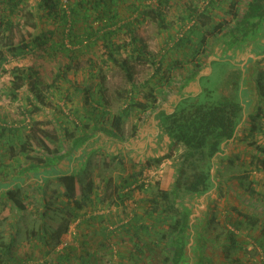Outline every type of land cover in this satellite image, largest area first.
<instances>
[{
	"label": "rangeland",
	"instance_id": "rangeland-1",
	"mask_svg": "<svg viewBox=\"0 0 264 264\" xmlns=\"http://www.w3.org/2000/svg\"><path fill=\"white\" fill-rule=\"evenodd\" d=\"M35 1L25 0L19 14L15 15L14 23L18 22L12 27L15 40L22 33L32 31L29 19L33 16ZM207 1L162 0L164 26H159L150 17L141 16L135 23L134 34L151 54H145L144 59L137 58L136 52L131 53L130 35L119 30L117 40L122 47L114 53L115 61L106 59L101 42L96 41L90 50L78 55L77 64L72 62L69 68H65L64 78L54 76L63 66L64 56L60 54L40 60L34 50L24 56L9 58L1 65L0 124L15 121L24 126L15 137L0 132V179H10L18 171L33 169L32 162L17 170L18 165L31 163L25 154L42 157L40 150L49 151L48 146L61 151L63 146L58 140L46 145L30 137L38 132L37 129L57 125L67 128V132L84 131L87 133L84 140H93L88 145L92 148L84 149L83 143L78 149L86 153L82 175L85 182L92 180L93 190L89 202L76 208L62 195L63 185L54 174H35L24 178L18 188L12 184L0 189V246L13 239L10 251L6 255L0 253V264H17L19 259L22 260L19 264H55L54 259L62 253L63 247L69 243L79 244L85 230L89 231V235H84L86 247L98 256L94 264H181L182 253L186 256L184 264H264V248L259 243L250 242L253 235L264 241V169L256 164L254 146L249 144L264 145V99L253 84L257 75L264 83V53L236 52L244 48L242 43H252L256 34V27L251 32L244 30L240 33L238 24L234 25L235 16L244 13L248 0L238 3L215 0L212 5ZM153 3L155 0H142L140 8H148ZM62 5L66 6L64 0ZM252 6L262 7L260 13L264 12V2L255 0ZM193 7L196 11L190 15ZM130 11V6H123L120 22L137 14L131 12L129 16ZM193 20L202 31L220 20L228 29L223 34L209 36L206 51L202 46L194 47V52L175 47L174 42L187 31ZM38 24L44 31L58 27L57 21L51 18H41ZM238 32L234 44L238 46L226 49L225 42L228 45L232 40L230 36ZM3 42L0 30V45ZM247 54L253 55V61L248 64L242 62ZM160 59L158 73L151 78ZM233 62L242 65L234 67ZM32 64L41 68L38 88L44 99L39 107L22 90L17 92L16 99L9 94L10 68ZM121 64L128 66L131 77ZM231 74L236 78L232 82L239 84L236 94L243 97L246 114L260 107V116L252 123L239 125L231 141L233 146L229 144L226 156L216 155L211 168L214 185L209 191L204 194L181 191L175 197L169 195L167 201L161 199L159 191H169L179 176L177 167L182 145L172 144L156 156L142 160L131 151L123 150V145L130 142L134 148L133 134L149 111L165 108L172 111L185 94L195 95L209 89L206 95L200 96V102L229 96L226 81L232 78ZM242 76L244 86L249 89L247 96L240 89ZM50 81H53L52 85H48ZM182 81H186L184 86H180ZM77 88L85 89L84 96L76 95ZM130 97L145 104L146 110L137 104L130 107ZM116 114H121L122 118L115 128L112 118ZM252 124L255 128L249 132ZM244 125L245 130L242 129ZM24 143L26 148L22 150L20 145ZM10 146L14 148L10 150ZM72 154H75L72 158L78 157L77 152ZM125 178L127 185L128 181L130 184L121 189ZM136 178L134 182L132 179ZM10 190L21 199L25 213L13 207ZM121 198L124 203L120 202ZM141 198H155L164 210L152 212V216L147 217L146 211L152 203L145 207L140 203ZM45 218L60 226L67 224V230L59 238L53 237L51 225L44 222ZM177 218H182L183 227L173 235L169 225ZM81 219L86 222L77 226ZM99 227L104 228V232H100ZM138 237L145 239L148 247L141 245ZM170 238L175 247L171 251L165 248ZM97 241L102 242L96 246ZM64 264H78V260L73 257L70 263Z\"/></svg>",
	"mask_w": 264,
	"mask_h": 264
},
{
	"label": "trees",
	"instance_id": "trees-1",
	"mask_svg": "<svg viewBox=\"0 0 264 264\" xmlns=\"http://www.w3.org/2000/svg\"><path fill=\"white\" fill-rule=\"evenodd\" d=\"M141 1L142 0H64L66 3V6H64L62 5V0H36L33 6V16L29 19V26L32 31L22 33L19 39L15 40L12 35V27L18 23H14L15 15L19 14L25 0H0V30L2 31V38L4 40L3 44L0 45V67L9 58L24 56L34 50H36V54L39 55L37 57L40 60L49 59L52 54H60L64 56L63 66L54 76L55 78H64L66 75L65 68H69L72 62L77 64L75 60H77L78 55L90 50L92 43H95L96 41L101 42L105 51L104 54L106 59L115 61L114 53L119 51L122 47L117 40L119 30H123L126 35H130L129 42L132 45L130 50L131 53L135 54L136 52L137 58L144 59L145 54H149V52L142 40L137 38L134 34L135 23L139 21L141 16H147L154 20L159 26H164L165 16L161 9L162 0H155V3L148 5V8H140ZM239 1L240 0H233L234 3H238ZM254 1L255 0H248L244 13L239 14L234 18V25L238 24L240 33L244 30L251 32V30L256 27V34L253 36V42L248 45L242 43L244 48H242V50H237V53L245 51H251L253 54H258V52H260V54L264 53V12L262 14L260 13V9H263L262 7L259 9L252 6ZM259 1L264 2V0ZM214 3L215 0L207 1L208 5ZM249 3H251V5ZM123 6H130L131 11L129 12V16L131 12L137 14L131 19L128 18L120 22V19H123V16L121 15ZM193 11H196V8L193 7L189 14L191 15ZM248 13H251L250 16H247ZM41 18H51L53 21H57L58 27L48 31L42 30L38 26V22ZM94 22L96 23L95 25H93ZM213 24H210L208 29L202 31L199 29L200 25L197 24V21L193 20L187 31L174 42V46L191 50L196 46H202L206 51L208 45L206 43L207 38L209 36L213 37L218 33L223 34L228 29V27L224 26L221 20L219 22H214ZM202 25L205 26L203 22ZM239 32L236 35L230 36L232 40L228 45L225 42L226 49H232L233 47L238 46L234 44L235 39L240 34ZM39 51H41V53H39ZM194 51L195 50L191 52ZM183 54L185 53L183 52ZM251 61L252 59L249 58L247 63ZM38 63L41 62L38 61ZM161 63L162 60L160 59L151 78L156 77L155 74L158 73ZM195 64L199 65L198 62ZM208 64L210 63L208 62ZM121 65L124 67L127 76L131 77V73L128 71V66L125 64ZM233 65L234 67H238V65ZM39 69L41 68H38L35 64L20 67L13 65L9 70L12 76V79L9 82L10 96L16 99L17 92L22 90L25 92L27 98L30 100L32 99L31 101L36 102L39 107L44 99V95L38 88V81H41L39 78ZM232 72L235 71H231L230 73ZM231 76L232 78L230 77L226 81L229 96H223L214 101L207 100L206 102H200V96L203 94L206 95V93L210 91L209 89H205L204 91H199L195 95L186 94L185 96H182L176 102L172 111L166 113L164 110H161L157 113L156 121L158 126L162 129L165 136L170 139L171 145L181 144L183 147V150L179 155L180 163L177 167V173L179 176L175 179L169 191H159L161 199L167 201L169 195L175 197V195L181 191L190 192L191 194H204L209 191L214 185L211 168L216 155L226 156L227 150H229L227 146H229V143H231L234 138L235 132L239 130V125L243 123L247 124L248 122L252 123L260 116V107H256V110L253 113L248 112L246 114L243 97L241 94L240 96H237L236 94L239 84L232 82L234 77L232 74ZM253 81L254 88L257 87L259 96L264 99V83L260 81V75H257ZM185 82L182 81L180 86H184ZM50 84L52 85L53 81L48 83V85ZM244 85L242 76L240 89L241 91L243 90L246 95V93H249V89ZM160 89L158 90L161 91ZM84 91V88L75 89L76 95H79L78 97L84 96ZM129 100L131 101L129 105L130 107L137 104L140 105L142 109L146 110L145 104L140 103L139 101L136 102L132 97H130ZM121 118V114L113 116V127L116 128L118 126ZM31 121H33V119ZM9 124H6L5 122L0 124V132L3 134H12L14 137L17 136L19 130L24 126V124L15 123V121L10 122ZM245 128L244 125L242 129L245 130ZM254 128V124L250 125L248 128L249 132H252ZM37 130L38 132H34L33 135L30 136L33 140L35 139L36 142L41 141L46 145L48 142L58 140L62 143L61 145L63 146V149L60 151L58 148L48 146L49 151H44L43 149L40 150L42 157L25 154V158L31 163L25 162L18 165L17 170L24 167V165L28 166L29 164H32V162L34 163L33 169H30L32 167L27 169L25 166L27 170L23 169L20 172H16V176L6 180L0 179V189L4 190V188L6 189V187L12 184H15L16 188H18L24 178H27L28 176L31 177L35 174H42L44 176L54 174L59 177V180L63 185L62 195L66 200L74 203L76 208H81L83 204L89 202V194L93 190V182L92 180L86 182L84 180V176L82 175V164L85 162L86 153H84L82 149L80 151L78 149L80 148L79 146L84 143L83 148L87 150L89 143L93 140L89 139L88 142L84 140L86 139V136L84 135H87L84 131L67 132V128L57 127V125L51 126L50 129ZM57 130L58 134L56 132ZM93 131H95V128ZM64 133H66L65 136L67 137H64ZM66 138L69 139L66 140ZM68 140H70L69 143ZM249 144L254 146L253 152L256 157V164L259 168L264 169V145L260 146L252 142ZM20 146L22 150L26 148L25 143ZM34 147L37 148L35 145ZM13 148L14 147L10 146L9 149L12 150ZM90 148L92 147H89V149ZM223 148L225 150H223ZM130 151L134 153L135 156L139 157L138 160H142V158L145 159V157H142L144 154L140 156V154L133 150H127V152ZM73 152H77V158H72L75 155L72 154ZM70 164H73L72 169L69 168ZM131 166L134 165L132 164ZM56 167L57 169H55ZM187 170L189 173L186 172ZM132 180H135L134 182H136L137 178ZM123 182L124 183L120 186L121 189L127 185L126 178ZM129 184L130 182L128 181V185ZM8 193L13 207L16 210L25 213L26 209L21 199L11 190L8 191ZM78 195H80L81 198L77 199L76 196ZM120 202L124 203V198H121ZM140 203L145 207L152 203L150 209H147L146 211L147 217H151L153 214L152 212L160 211L162 208V210H164V207H159L155 198H141ZM181 219L177 218L171 225H169V228L174 232L173 235L176 234V231L180 232L182 229L183 221H181ZM44 222L51 225L50 228L52 229L51 232H53V237L59 238L61 234L67 230V224L60 226L47 218L44 219ZM81 222H86V219L78 220L77 226H79ZM137 227L140 229L139 225ZM141 228L146 229L145 226H141ZM45 230H47V228H45ZM99 230L100 232H104V228L102 227H99ZM88 232V230L82 232L81 236H83V238L80 239L79 244H66L63 247L62 253L54 259V263H70L72 258L76 257L78 264H94L98 256L95 252L93 253L89 247H86V238L84 235H89ZM172 238L167 239L166 241L165 248L169 251L175 249V247H173ZM139 240L143 243L141 245L148 247L149 243H147L145 239L139 238ZM100 242L102 241H97L95 245L97 246ZM12 243L13 239H10L8 243L2 244V246H0V248H2L0 249V253L6 255L10 251ZM79 249L80 251L77 252ZM184 256V253H182L181 257L183 259L181 264H184L185 262L186 256L185 258ZM166 258L167 257H164L163 260H166ZM169 260L170 259L168 258L167 262ZM19 262H22V260L19 259L17 264H19ZM187 263H189V259L187 260ZM34 264L42 263L37 262Z\"/></svg>",
	"mask_w": 264,
	"mask_h": 264
},
{
	"label": "crops",
	"instance_id": "crops-1",
	"mask_svg": "<svg viewBox=\"0 0 264 264\" xmlns=\"http://www.w3.org/2000/svg\"><path fill=\"white\" fill-rule=\"evenodd\" d=\"M250 56V57H249ZM245 55L242 58V62H246L249 58L252 59L253 61V55ZM249 57V58H248ZM245 58V59H244ZM250 63V62H248ZM247 63V64H248ZM235 65L241 66L242 63H234ZM207 73H203V75H205ZM182 93L179 95L181 96ZM186 95V94H185ZM178 96V97H179ZM164 112L168 113L170 111H168V108L163 109ZM160 110L158 109V111H149L150 115H146V118L141 119L139 125L137 126L134 134H133V140L134 141V148L131 146V143L129 142V145H123L124 149L123 150H133L136 153L140 154V156L142 154H144L145 158L149 157H153L156 156L161 150L164 149V147H169L171 145V141L170 139H168L164 132H162V129L159 128L158 123L156 121V116ZM108 140V139H107ZM113 141V140H112ZM109 143H111V141L108 140ZM113 145V142L111 143ZM231 146L232 143H229ZM230 145L227 146L228 149L230 148ZM138 147V148H137ZM114 148V147H111ZM73 164H70L69 168L72 169ZM57 169V167L55 168ZM236 177H239L238 175ZM258 238V239H257ZM262 239V237H258V235H256V237H254V235L252 236L250 242L254 245H256V243H259L260 246L262 248H264V241L263 240H259Z\"/></svg>",
	"mask_w": 264,
	"mask_h": 264
}]
</instances>
